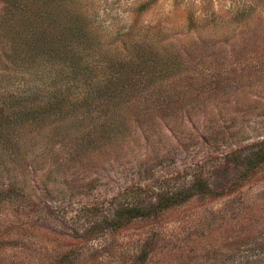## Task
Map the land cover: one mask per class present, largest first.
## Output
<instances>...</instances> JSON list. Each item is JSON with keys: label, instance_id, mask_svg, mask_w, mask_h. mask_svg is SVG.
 I'll return each instance as SVG.
<instances>
[{"label": "trees", "instance_id": "16d2710c", "mask_svg": "<svg viewBox=\"0 0 264 264\" xmlns=\"http://www.w3.org/2000/svg\"><path fill=\"white\" fill-rule=\"evenodd\" d=\"M4 1L7 8L0 17V88L4 89L0 96V202L8 200L29 209L46 199L39 192L49 195L54 191L51 183L56 180L51 178L59 170L71 168L73 159L68 153L55 158L52 151L71 143L69 136L62 134L63 127H76L81 132L89 129L95 141L106 138V143L119 134L123 140L133 136L132 145H139L147 117L154 114L153 105L164 104L163 98L147 102L143 95V88L149 89L156 82L154 70L165 77L174 64L173 56L167 55H182V47L189 43L212 47L209 40L225 33L230 23L245 24L251 10H255L250 5L243 10L237 8L224 20L217 18L218 13L199 16L193 9L187 13L178 6L157 17L156 10L162 3L141 0L135 5V18L128 22L129 28L119 33L120 40L103 42L100 35L105 26L96 22L100 11L90 6L92 1ZM149 11V20L156 22L143 25V16ZM220 23L225 26L223 30L219 29ZM212 27L215 31L210 32ZM191 53L198 61L214 57L204 53L194 57L196 50ZM47 128L52 132L46 134ZM28 140L31 142L22 149ZM44 149L47 152L41 153ZM261 165L264 137L224 155L213 153L172 175L128 183L109 200L84 204L82 212L71 219L84 222L82 235L41 233L39 228L31 227L33 235L29 238L48 244L42 255L37 253L19 264H95L99 256L94 254L100 249H91L103 240L106 242L102 247L115 257L117 250H124L115 244L117 236L129 225L184 205L195 195L225 197ZM19 166H25L27 172H17ZM219 172L222 176L216 178L214 173ZM51 206L48 211L57 212ZM255 207L241 208L231 218L221 217L220 225L209 223L201 233L207 232L205 236L197 237L199 240L187 238L175 252H156L157 232L152 239L141 241L133 260L135 264H213L231 257V263L240 260V264H264V258L257 255V260L251 259L255 251L264 248V220L254 216ZM221 231L224 238H220ZM56 239L66 247L51 249L49 243ZM13 259L0 257V264H14Z\"/></svg>", "mask_w": 264, "mask_h": 264}, {"label": "rangeland", "instance_id": "374dc122", "mask_svg": "<svg viewBox=\"0 0 264 264\" xmlns=\"http://www.w3.org/2000/svg\"><path fill=\"white\" fill-rule=\"evenodd\" d=\"M89 1L93 2L90 4L92 8L100 11L96 22L105 26L100 35L105 42L120 40L122 35L119 33L129 28L128 22L135 18V5L141 0H84V3ZM158 1L162 7L156 10L157 17H161L163 12L170 13L178 6L187 13L193 9L199 16L209 15V12L214 15L218 13L217 18L224 20L233 16L237 8L243 10L250 5L255 10H251V18L245 19V24L230 23L232 26L224 29L225 26L222 27L220 23L219 29H224L225 33L215 40H209L212 47L189 43L182 47V55H167L169 58L173 56L174 64L165 77L157 69L154 70L156 82L149 89L143 88V95L147 102L149 99L156 102L158 98H163L164 104L153 105L154 114L159 111L155 116L147 117L143 134L138 137L139 145H132L133 136H126V140H123L121 134L114 136L111 143H106V138L95 141L89 136V129L81 132L76 127L68 128L66 123L62 134L68 135L71 143L65 147L56 146L52 151H55V158L68 153L73 161L68 171L59 170V174L51 178L56 180V183H51L54 191L49 195L39 192L40 197L46 199L36 208L18 206L8 200L0 202L2 259L14 258V264H19L22 260L31 259L32 255L44 253L48 242L41 239L36 243L34 237L29 238L33 235L31 227L39 228L41 233L82 235L86 226L84 222H71V219L82 212L85 203L103 198L109 200L128 183H145L152 181L153 177L172 175L185 166L209 158L213 153L224 155L234 147L264 137V0ZM6 8L5 1L0 0V17ZM148 14L143 16V25L156 22L155 19L152 22L149 20L152 11ZM213 28H209L210 32L215 31ZM176 36H172V39ZM177 42L180 41L177 39ZM195 50L194 57H202V53L213 54L214 57L198 61L192 58L191 52ZM3 92L4 89L0 88V96ZM137 103L141 104L140 101ZM48 130L46 134L52 132ZM23 136H27L26 133ZM29 142H23L22 149ZM17 150L20 152V148ZM45 152L46 149L41 150V153ZM6 153L9 155L7 149ZM19 167L16 171L24 172L25 166ZM214 175L219 178L222 173ZM42 179L46 180L44 177ZM69 181L76 183L71 185ZM71 186L73 189H69ZM50 205L57 212L48 211ZM251 205H256L254 216L264 220V165L259 166L238 189L230 191L225 197L195 195L184 205L129 225L117 236L115 244L124 250H117L115 257V254L106 251V241L97 242L91 249H100L99 254H94L99 256L95 264H135L134 251L141 241L152 239L157 232L156 252H175L187 238L205 236L207 232L201 233L209 223L220 225L221 217L229 215L231 218L241 208ZM220 234L223 236L220 238H224L222 231ZM64 245L60 239L49 243L53 250L65 248ZM256 255L264 258V248L254 252L251 256L253 261L257 260ZM238 257H241L240 253ZM231 261V257H227L213 264L241 263L240 260ZM42 263L39 261V264Z\"/></svg>", "mask_w": 264, "mask_h": 264}]
</instances>
